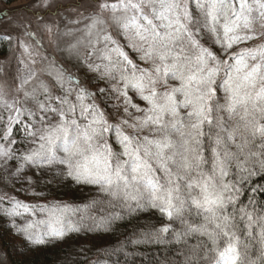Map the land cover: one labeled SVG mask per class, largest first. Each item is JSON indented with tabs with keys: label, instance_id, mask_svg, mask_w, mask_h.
<instances>
[{
	"label": "snow or ice",
	"instance_id": "6c2138e0",
	"mask_svg": "<svg viewBox=\"0 0 264 264\" xmlns=\"http://www.w3.org/2000/svg\"><path fill=\"white\" fill-rule=\"evenodd\" d=\"M20 7L0 21L3 232L28 252L155 211L87 264H264V0ZM71 184L95 194L48 199Z\"/></svg>",
	"mask_w": 264,
	"mask_h": 264
},
{
	"label": "trees",
	"instance_id": "16d2710c",
	"mask_svg": "<svg viewBox=\"0 0 264 264\" xmlns=\"http://www.w3.org/2000/svg\"><path fill=\"white\" fill-rule=\"evenodd\" d=\"M15 1L17 0H5L7 4ZM0 51L2 54L7 52L6 43L0 42ZM94 194L95 190L89 186L71 184L57 187L53 185L48 199H62L70 203L80 204L88 201ZM149 222L158 224L162 222V218L155 211L140 213L131 220L118 221L115 235L102 233L72 234L63 243L41 246L35 251L28 252H25L20 238L14 236L11 231L4 233L3 228H0V233H2L0 238L7 249L11 264H87V260L94 258L96 248L114 244L118 239H123L124 236L128 235L134 225L143 226ZM4 227H10V225L5 224ZM81 248L84 249L83 252ZM143 250L141 249V251ZM22 252L24 254L20 255Z\"/></svg>",
	"mask_w": 264,
	"mask_h": 264
},
{
	"label": "rangeland",
	"instance_id": "374dc122",
	"mask_svg": "<svg viewBox=\"0 0 264 264\" xmlns=\"http://www.w3.org/2000/svg\"><path fill=\"white\" fill-rule=\"evenodd\" d=\"M35 0H17L11 4H7L5 0H0V21L3 22V27H8L9 20L23 16L24 10L20 7L23 5L32 6ZM11 58V71H14L16 62L13 53L10 50V46L7 45V52L2 54L0 51V62L8 61ZM24 199H31V197L21 196ZM0 264H11L7 249L4 247L0 238Z\"/></svg>",
	"mask_w": 264,
	"mask_h": 264
}]
</instances>
